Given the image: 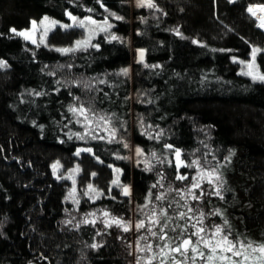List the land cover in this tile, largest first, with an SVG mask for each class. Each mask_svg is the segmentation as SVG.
<instances>
[{"label":"trees","instance_id":"obj_1","mask_svg":"<svg viewBox=\"0 0 264 264\" xmlns=\"http://www.w3.org/2000/svg\"><path fill=\"white\" fill-rule=\"evenodd\" d=\"M154 2L156 14L129 0H0V61L7 65L0 67V264H129L141 257L145 264L152 254L135 247L163 245L151 235L140 240L149 228L160 230L148 220L135 233L83 222L99 209L123 219L167 209L172 219L161 224L169 223L174 243L185 228L187 236L193 225L212 230L227 220L231 239L264 244V82L243 75L239 63L251 59L253 47L264 49V29L247 11L264 0ZM68 11L108 17L120 39L100 34L99 47L65 53L57 49L71 48L83 30L58 26L39 47L11 31L45 16L68 24ZM256 62L264 72V54ZM130 65L132 79L119 73ZM81 104L111 118L115 139L75 135L86 136L69 107ZM133 145L155 153L154 162L135 164ZM167 145L182 151L185 165L199 162L180 170L188 179H176ZM85 148L92 151L76 154ZM201 167L216 169V185L192 188ZM116 169L120 186L112 183ZM69 174H77V206L69 200ZM125 185L133 196L123 194ZM217 210L222 214L213 215Z\"/></svg>","mask_w":264,"mask_h":264},{"label":"snow or ice","instance_id":"obj_2","mask_svg":"<svg viewBox=\"0 0 264 264\" xmlns=\"http://www.w3.org/2000/svg\"><path fill=\"white\" fill-rule=\"evenodd\" d=\"M230 2H234V0H230ZM138 6H147L149 8H155L157 7L154 3V0H137ZM103 6V5H101ZM258 9L260 12L264 13V5H257V6H250L247 11L251 13L253 16H257ZM88 11H93L92 9H88ZM66 15L73 21V24H63L59 25L60 27H63L65 29L70 27H80V28H87L90 33L95 32V28L91 26H96L100 28V31L108 32V29L112 27V25L109 23L107 18H105L102 22V25L100 22L92 19V17H86L85 19H78L76 16L72 15L71 12H67ZM112 15L115 16V13H112ZM262 21H264V16L258 17ZM116 19L120 20L123 19V17L116 16ZM44 21H49L48 17H44L43 21H41V25L44 24ZM33 29L36 27V21H32ZM59 22L57 21H49V24L51 27H56ZM260 27H264V23H261ZM49 29L44 28V31L47 32ZM13 33H16L17 35L24 36L26 39H30L31 36L27 31H21L17 32L16 29H11ZM177 35H181L179 30H176ZM112 40H118L119 37L115 35H111L110 37ZM90 39L91 36L86 38L85 40H78L76 41V44L74 47L71 48H63V49H57V51L61 52H74L81 48L86 49L90 45ZM33 43H36V40H32ZM195 42V41H194ZM92 47H99V45H91ZM259 54H264V49H261L259 47H253L251 50V59L247 62L245 61H239V63L243 64L245 66V70L242 72L243 75L250 76L253 81H261L264 82V72H261L259 69V65L257 64V56ZM144 52L143 50L140 51V58L143 60ZM6 63L3 61H0V67H6ZM147 66V65H146ZM156 67V66H153ZM121 74L127 75L128 69H122ZM69 111L73 114H78L79 116L83 117L84 120L88 123H91L89 120V117L87 113H89L90 109H87L83 106V104L80 105V107L70 106ZM100 120H105V117L101 116L99 117ZM111 118H108L105 120V123H110ZM79 123V119L77 120ZM112 134L115 135V129L112 130ZM77 137L81 140L85 139V135H81L79 133H76ZM94 138V137H93ZM125 147H128L127 144H125ZM168 148H172V145H167ZM80 151H86L91 152L92 149L85 148L79 150L76 154L79 155ZM142 149L137 148L136 152L137 155L142 154ZM155 157V153L152 154ZM175 156H176V166L177 168H180L182 166L186 167H193L197 166L199 167L198 161H193L192 164L185 165L182 160H180L181 152L179 149L175 150ZM148 162L146 161V164ZM56 165L53 166L55 169ZM149 170L150 167H149ZM119 173V169L116 170ZM215 174L216 179H219V174L216 172V169H212L211 172H206L202 170L201 172L197 173V176L200 177V179L207 178L209 180V183H212V177ZM92 175H95L93 173ZM176 179L178 180H185L187 179V176L185 175H177ZM112 183L114 185H119V177H117L116 180H113ZM162 186V185H161ZM92 186L89 185V188ZM123 187V194L124 195H130V189L126 186ZM155 187V185H153ZM192 188H200V182L197 180L195 183L192 184ZM171 191V189H170ZM179 195V191L177 192ZM189 194L191 195L192 199L199 200L201 199L200 196L195 195V193H192L191 190H189ZM215 194L217 196H221L219 188L216 189ZM164 194H161L156 197L157 200H163ZM183 198V197H182ZM221 198H223L221 196ZM148 201L151 203V193H149ZM147 204L144 205L145 208H147ZM189 212L192 211L191 208L188 209ZM148 220L152 223L153 226L160 225V230L152 231L150 228L148 229L149 233L153 237H157L160 241H163V245L157 244L158 251L153 250V245L151 243L146 244L144 247L138 248L140 252H150L152 253L151 256L146 258V264H153V261H159V264H188V261L191 260L192 264H196L197 257H199L200 260L204 261V264H264V244L259 245H253L251 241H248L245 243L243 240L239 239H231V230L227 231L225 233V226L228 224L227 220L224 221V225H214L212 230H206L203 226L196 227V225H193L195 228V231L191 233L190 235L185 236L184 233L187 232V228L183 229L180 233V239L178 243H174L173 237H169L168 233L165 231V229L169 228V223L165 222L161 224L162 219H166L167 221H170L172 217L168 216L167 209L161 208L159 212H157L156 208L153 207L151 209L150 214L144 213ZM215 214H222L219 213V210L216 211ZM105 215H108L105 213ZM180 218H185L187 216V213L181 212L179 213ZM204 217V214L201 212L200 214V221L202 222ZM85 223L88 222L87 220L84 221ZM67 223H71V221H67ZM113 223L117 224L118 226H123L124 231L130 230V225L124 224L122 220L114 219ZM135 227L139 230L142 228H145V221L141 220L139 223L135 225ZM172 231H175V229H172ZM206 231H211L212 234L209 237H205L201 235L202 233H205ZM198 237L195 242L193 241L192 237ZM141 240H147V236H142L140 238ZM203 245V247H201ZM91 247L95 248L97 245L93 244ZM189 252L192 253L191 256H189ZM181 257L182 259H178L177 257ZM141 260H145L144 257H141L137 260V264H141Z\"/></svg>","mask_w":264,"mask_h":264},{"label":"rangeland","instance_id":"obj_3","mask_svg":"<svg viewBox=\"0 0 264 264\" xmlns=\"http://www.w3.org/2000/svg\"><path fill=\"white\" fill-rule=\"evenodd\" d=\"M129 2L131 3V5L133 7H141V6H138L137 4V0H129ZM155 3V2H154ZM156 5V4H155ZM259 4H255V6H257ZM157 6V5H156ZM253 6V5H252ZM143 7H146L148 8L149 10H152L155 14L158 12L159 8L158 7H155V8H149L147 7L146 5L143 6ZM257 11V16H254L258 22V25L260 26L261 23H262V20L259 19L258 17H260V14L258 13V9H256ZM69 12V11H68ZM72 15H74L72 13ZM76 16V15H74ZM45 17H48L49 18V21H57L59 22L58 25L56 27H58L59 25H63L65 23H62L60 22L59 20L55 19V18H52L50 16H45ZM68 17V15H67ZM77 17V16H76ZM86 17H92V19L100 22V24L102 25V22L105 18H107V20L109 21V23L112 25L113 27V22L108 18V17H105V18H96V17H93V16H86ZM86 17L84 18H79L77 17L78 19H85ZM116 17V15H115ZM44 18V17H43ZM43 18L40 19V20H33V21H36V27L35 29H33V26H32V23L30 25L29 28H25V29H21V30H17V32H21V31H27L29 33V35L31 36L30 39H26L24 36H21L23 39H25L27 42H29L31 45L33 46H36V47H39V46H42V45H47L48 43V36L49 34L56 28V27H51L50 24H49V21H44V24L41 25V21H43ZM69 18V17H68ZM68 24H73V21L69 18V23ZM60 27V26H59ZM93 28H95V32L94 33H90L88 31L87 28H80V27H77L81 30H83L84 34L82 35L81 38H79L78 40H85L86 38H88L89 36H91V39H90V45L86 48H90L92 47L91 45H98L97 43V38L99 37L100 34H104L107 36V38H110L111 35H115V33L112 31V27L108 29V32H103V31H100V28L99 27H96V26H91ZM44 28H48L49 30L47 32L44 31ZM262 29H264V27H261ZM16 34V33H15ZM17 35V34H16ZM20 36V35H18ZM116 36V35H115ZM35 39L36 40V43H33L32 40ZM77 40V41H78ZM76 44V42H75ZM75 44L72 46L74 47ZM68 48V47H66ZM63 49V48H62ZM79 50H84V48H81ZM77 50V51H79ZM138 51L139 50H135V54L138 58ZM76 52V51H74ZM244 66V65H243ZM126 69H128V74L127 75H124L130 79L133 78V66L130 65V66H127L125 67ZM123 68V69H125ZM122 70V69H121ZM121 70L119 71V73L121 74ZM245 70V66H244V69L243 71ZM123 75V74H122ZM75 107H80V106H75ZM86 108V107H85ZM88 117H89V120L91 121V123H88L84 120L83 117L79 116L78 114H75V116L77 117V119H79V121L81 122L83 128H84V133L86 134V138L87 137H98V136H101L103 135V137L105 136H111V140L115 139V135L112 134V127L110 126L109 123H105V120H106V117H105V120H100L99 117L101 116H97V114H93L91 111H89V113H87ZM104 117V116H103ZM139 148V149H142L141 147L139 146H136V145H133L131 147V151H132V154L130 155L133 162L135 164H145L146 161L148 162L147 164H145V166H147L149 164V166L151 165V162H154V156L149 154L147 155L145 153V151L143 150L142 151V154L140 155H137V152H136V149ZM173 149V148H171ZM177 150V149H176ZM180 150V149H179ZM173 153H174V161H175V164H176V156H175V149H173ZM181 152V156H180V160H182L185 164V161L183 160L182 158V151L180 150ZM177 167V166H176ZM184 166L180 167V168H177L179 173L178 175H185L187 176V179L190 177V175L188 173H181V169L183 168ZM59 166L57 165L56 166V170L57 172L59 171ZM117 170V169H116ZM202 170L206 171V172H211V170H207V169H203L202 167L199 169L198 173L201 172ZM117 173V177H119V181H120V175H121V172L119 171V173L116 171ZM77 177V174H69L67 175V178L70 180L71 182V186H70V189H69V200L72 201L73 203H75V205H79V202H80V196H79V193H78V190H77V185H76V180L75 178ZM116 177V179H117ZM199 180L200 182V185L203 183V182H208L209 183V180L207 178L205 179H200L199 176L194 175V183ZM217 182V179H216V176L215 174L213 175L212 177V184L216 183ZM211 184V183H210ZM216 185V184H215ZM126 187H128L130 189V195L128 196H133L134 195V190H133V187L131 185H125ZM123 190V188H122ZM143 212H139V213H134L133 214V217L130 218V219H123L121 217H117L115 215H113L110 211L108 210H96V211H92L91 213L87 214L84 218H83V222L85 220H87L88 222H86L87 224H94V225H97L98 226H102L103 228H110L111 226H114L116 225L117 227H120L122 231H124V227L123 226H118L117 224L113 223V220L114 219H119V220H122L124 222V224H127V225H130V230L134 232V230H138L135 225L137 223H139L141 220L146 221L148 220V217L144 214V213H149L148 211V208L146 210H142ZM105 213H107L108 215H105ZM150 214V213H149ZM149 221V220H148ZM85 223V222H84ZM150 224H152L150 221H149ZM140 231V229H139ZM135 233V232H134ZM148 232L146 231L145 234L144 232L140 233V236H147ZM151 237L150 234L148 235V238ZM141 240V239H140ZM141 241H144V240H141ZM146 242V240H145ZM149 243H151L153 245V241H149ZM144 247V246H143ZM135 250H137L138 252V248L135 247ZM139 253V252H138ZM152 254V253H151ZM189 255H190V252H189ZM178 259H182L181 257H177ZM199 257H197V261H196V264H202L199 260ZM143 261V260H142ZM144 263L146 264V262L144 261ZM129 264H137V262H129ZM188 264H192V261L189 260L188 261Z\"/></svg>","mask_w":264,"mask_h":264},{"label":"water","instance_id":"obj_4","mask_svg":"<svg viewBox=\"0 0 264 264\" xmlns=\"http://www.w3.org/2000/svg\"><path fill=\"white\" fill-rule=\"evenodd\" d=\"M141 50H143V52H144L143 60H141V58H140V51H141ZM145 55H146V51H145V49H139V51H138V60H139L140 62L145 61Z\"/></svg>","mask_w":264,"mask_h":264},{"label":"bare ground","instance_id":"obj_5","mask_svg":"<svg viewBox=\"0 0 264 264\" xmlns=\"http://www.w3.org/2000/svg\"><path fill=\"white\" fill-rule=\"evenodd\" d=\"M258 13L260 14V16H264V13L260 12L259 10ZM262 23H264V21H262Z\"/></svg>","mask_w":264,"mask_h":264},{"label":"crops","instance_id":"obj_6","mask_svg":"<svg viewBox=\"0 0 264 264\" xmlns=\"http://www.w3.org/2000/svg\"><path fill=\"white\" fill-rule=\"evenodd\" d=\"M253 6H255V5H253Z\"/></svg>","mask_w":264,"mask_h":264}]
</instances>
